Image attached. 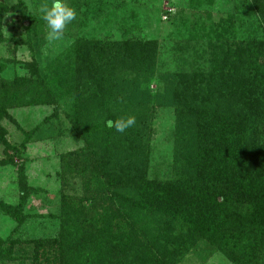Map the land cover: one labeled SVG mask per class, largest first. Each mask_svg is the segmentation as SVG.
Here are the masks:
<instances>
[{
  "label": "trees",
  "instance_id": "1",
  "mask_svg": "<svg viewBox=\"0 0 264 264\" xmlns=\"http://www.w3.org/2000/svg\"><path fill=\"white\" fill-rule=\"evenodd\" d=\"M212 4L187 0L189 16L172 18L178 27L161 44L140 36L134 12L116 22L119 41L97 39L84 32L87 22L107 10L82 2L68 47L41 71L33 58L27 76L0 77V122L11 120V108L53 107L41 124L62 112L82 144L61 157L57 212L42 216L58 222L56 236L0 237V264H182L213 254L264 264V0H232L216 20L202 8ZM7 12L27 22L13 50L31 51L46 21L30 18L21 2L0 5V19ZM163 111L173 116L167 164L154 161L151 143ZM128 116L136 124L124 133L106 126ZM5 136L0 125L12 163L19 150ZM19 170L18 203L0 202L17 229L34 217L24 210L34 190ZM69 179L80 180L79 194L64 192Z\"/></svg>",
  "mask_w": 264,
  "mask_h": 264
},
{
  "label": "rangeland",
  "instance_id": "2",
  "mask_svg": "<svg viewBox=\"0 0 264 264\" xmlns=\"http://www.w3.org/2000/svg\"><path fill=\"white\" fill-rule=\"evenodd\" d=\"M77 1H79L77 3ZM211 6H203L211 12L214 20L218 19L223 13L231 11L232 0H212ZM19 2L23 3L29 13L30 18H42L41 8L47 5L51 7L53 0H0V5L13 7ZM85 2L89 5V10L94 11L98 8H105L106 14L97 18L95 21L87 22V29L97 39L119 41L120 34L117 31L116 22L127 18L133 12L137 13L136 22L140 28V36L146 39H155L161 44L166 42L164 38L178 27L172 18L178 17L179 13L184 12V17L189 16L186 8L187 0H106L104 6L100 4L102 0H64V3L77 12L75 20L70 22L65 30L63 38L59 41L49 42L47 40L48 28L45 25L43 34L32 36L30 51L28 46H20L15 51L14 41L26 40L27 31L23 20V15L17 12L4 13L0 19V31L4 41L0 43V65L5 61L6 68L0 73V77L11 81L15 77L27 76L28 72L23 68L24 64L33 58L41 71L53 58L68 47L74 37L79 33L78 23L82 21V11L85 7L79 5ZM79 4V5H78ZM77 5L80 10H77ZM100 5V6H99ZM107 20H104L106 15ZM169 15V16H168ZM104 21H107L106 24ZM105 23V24H104ZM101 28H98L100 27ZM97 27V29L91 30ZM53 112V107H19L8 110L11 120L3 119L0 125L6 131L5 140L11 146L19 150L18 156L9 163L8 159L12 152L5 150L0 144V202L9 205H16L19 198L18 180L20 170L28 184L34 191L28 198L24 207L25 213L34 215L17 229V225L9 217L0 211V237L6 238L12 235L15 238L30 240L36 238L54 237L58 231L56 220L42 217L47 214L57 212L59 198L62 192V183L59 180L61 171V157L77 150L82 146L72 138L69 123L60 112L58 120H51L50 123L41 124ZM173 123L171 111L159 112L151 130V143L153 146V158L156 162L170 161L171 136L170 130ZM40 125V126H39ZM39 126L40 129L33 135L31 140L22 146L26 132ZM162 166L161 170H165ZM69 184L64 189L65 193L79 194L80 180L69 179ZM182 264H231L220 254H213L205 261L197 260L193 256H187Z\"/></svg>",
  "mask_w": 264,
  "mask_h": 264
},
{
  "label": "clouds",
  "instance_id": "3",
  "mask_svg": "<svg viewBox=\"0 0 264 264\" xmlns=\"http://www.w3.org/2000/svg\"><path fill=\"white\" fill-rule=\"evenodd\" d=\"M42 18L46 21L48 28L47 40L51 43L63 38L66 26L76 19L77 12L68 7L64 0H53L51 7L45 5L41 8ZM136 124L134 116L121 117L116 120H108L106 126L114 128L116 132L124 133Z\"/></svg>",
  "mask_w": 264,
  "mask_h": 264
}]
</instances>
